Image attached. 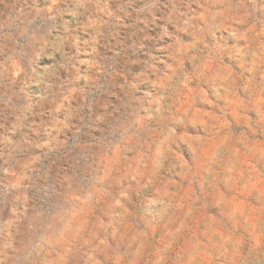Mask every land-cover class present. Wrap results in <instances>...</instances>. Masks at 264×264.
I'll return each mask as SVG.
<instances>
[{
	"label": "clouds",
	"instance_id": "9594fccd",
	"mask_svg": "<svg viewBox=\"0 0 264 264\" xmlns=\"http://www.w3.org/2000/svg\"><path fill=\"white\" fill-rule=\"evenodd\" d=\"M0 264H264V0H0Z\"/></svg>",
	"mask_w": 264,
	"mask_h": 264
}]
</instances>
